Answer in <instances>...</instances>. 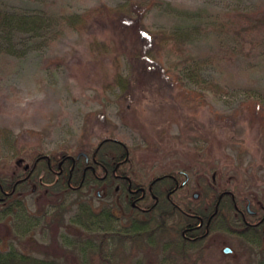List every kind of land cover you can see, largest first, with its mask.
<instances>
[{"label":"rangeland","instance_id":"rangeland-1","mask_svg":"<svg viewBox=\"0 0 264 264\" xmlns=\"http://www.w3.org/2000/svg\"><path fill=\"white\" fill-rule=\"evenodd\" d=\"M118 1L124 0H0V4L52 16ZM147 1L151 5L144 23L151 28L183 26L188 48L208 61L202 75L221 88L216 92L200 88L182 73L172 80L157 63L143 57L142 50L150 47L146 43L134 57L128 53L121 58L128 82L125 88L118 87L111 54L89 49L93 36L101 38L110 31L96 21L83 31L61 29L52 39L39 38L28 50L26 44H17L15 54L0 50V174L8 176L37 152L75 155L110 135L130 147L137 179L171 169L190 171L192 184L202 176L220 188L229 187L243 203L249 198L264 205V29L237 37L235 28L241 22L229 14L250 9L264 17V0ZM221 13H226L223 19H212ZM125 45L127 52L134 50ZM18 196L31 213L38 214L44 205L41 191L29 188ZM83 196L98 209L104 191L93 189ZM14 221L25 226L24 220L0 216L1 248L71 261L59 253L69 248L51 240L52 231L43 230L41 220L27 231L17 230ZM76 230L67 223L58 232L73 235ZM204 244L217 249V258L220 254L238 264L264 259V249L257 251V246L220 228ZM225 247L230 250L225 252ZM139 255L144 263L159 264L157 255L145 253L132 254L125 264H134Z\"/></svg>","mask_w":264,"mask_h":264},{"label":"trees","instance_id":"trees-1","mask_svg":"<svg viewBox=\"0 0 264 264\" xmlns=\"http://www.w3.org/2000/svg\"><path fill=\"white\" fill-rule=\"evenodd\" d=\"M150 5L147 0H124L50 16L0 4V50L15 54L21 43L28 50L39 38L52 39L61 29L83 31L91 21H96L110 31L101 38L93 36L89 49L93 54H111L112 77L118 87L125 88L128 82L121 69V58L128 53L134 57L146 43L150 47L142 50L143 57L157 63L172 80L182 73L200 88L219 90L221 85L216 80L202 75L201 69L208 61L188 48L183 26L151 28L144 23ZM224 14L210 17L221 20ZM229 14L241 22L235 28L237 37L264 29V17L254 10L234 9ZM126 43L134 50L127 52ZM80 152L86 155L37 152L8 176L0 174V216L24 220L23 227L14 221L21 231L41 220V228L52 231L51 240L69 248L60 249L59 253L71 261L0 247V264H125L134 253L157 255L159 264H238L220 258V254L217 258V249L204 244L210 233L219 228L234 232L257 246V251H263L264 218L257 222V217L264 215V205L259 202L251 200V208L257 213L250 214L243 200L229 187L220 188L202 176L192 184L190 171H185L188 179L184 183L185 176L180 175L179 169L137 179L130 147L110 135L101 136L91 149ZM27 188L41 191L45 198L38 214L28 211L18 196ZM93 189L97 193L104 191L98 209L83 196ZM67 223L77 229L76 233L58 232ZM134 264L149 263H144L139 255ZM257 264H264V259Z\"/></svg>","mask_w":264,"mask_h":264},{"label":"flooded vegetation","instance_id":"flooded-vegetation-1","mask_svg":"<svg viewBox=\"0 0 264 264\" xmlns=\"http://www.w3.org/2000/svg\"><path fill=\"white\" fill-rule=\"evenodd\" d=\"M179 172H180V175H182L183 177L185 176V171L184 170H179ZM141 191L143 192V194H144V189L143 188H141ZM193 195H194V193H193ZM233 197V196H232ZM251 200L249 199V198H246L245 199V203H244V205H245V208L247 209V211L250 213V214H256L257 213V211L255 210V209H253V208H251ZM236 206V205H235ZM237 207V206H236ZM243 213H241V215H242ZM258 219H257V222H259V221H261L263 218H264V215H259V217H257ZM226 248V247H225ZM225 248H224V251H226L225 250ZM230 250V249H229Z\"/></svg>","mask_w":264,"mask_h":264},{"label":"water","instance_id":"water-1","mask_svg":"<svg viewBox=\"0 0 264 264\" xmlns=\"http://www.w3.org/2000/svg\"><path fill=\"white\" fill-rule=\"evenodd\" d=\"M81 153H83V152H79V153L77 154V156H79ZM83 154H85V153H83ZM85 155H86V154H85ZM187 179H188V175H187V173L185 172V179H184L183 183H184ZM196 196H197V193L195 192V193H194V197H196ZM225 250L228 251L229 248L226 247Z\"/></svg>","mask_w":264,"mask_h":264}]
</instances>
